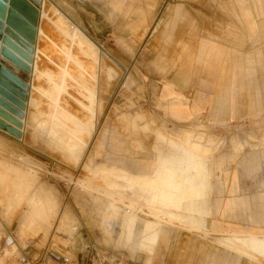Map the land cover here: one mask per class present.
<instances>
[{"label": "rangeland", "instance_id": "obj_1", "mask_svg": "<svg viewBox=\"0 0 264 264\" xmlns=\"http://www.w3.org/2000/svg\"><path fill=\"white\" fill-rule=\"evenodd\" d=\"M182 1H69L67 9L90 14L82 32L65 9L37 7L42 77L18 74L19 56L12 79L4 84L0 75V85L23 100L26 122L0 125V264H168L184 233L223 249L218 264L264 259V233L241 227L252 219L212 214L217 197L229 209L234 201L226 200L246 198L249 183L264 190L250 181V169L264 163V135L233 116L206 120L193 106L211 89L224 118L234 87L242 113L258 110L264 0H187L193 31L225 53L221 61L200 56L187 27L185 71L172 67L181 23L173 26L170 8ZM143 14L151 18L146 34ZM168 84L189 120L170 114L162 99Z\"/></svg>", "mask_w": 264, "mask_h": 264}, {"label": "crops", "instance_id": "obj_2", "mask_svg": "<svg viewBox=\"0 0 264 264\" xmlns=\"http://www.w3.org/2000/svg\"><path fill=\"white\" fill-rule=\"evenodd\" d=\"M41 3V8H43V2H48L51 5L55 6L59 11L62 9H65L66 12L68 11V16H70V19H72L73 25L76 27L78 26L79 30L82 29V27L88 26L91 27V19L90 14H85L80 16L79 12L77 13V10H80V6L78 5V8L75 9H67L64 5H67V2L74 3L75 1H78L79 3H82L83 0H39ZM54 3V4H52ZM66 3V4H65ZM182 5L178 6L177 8H170V11L174 12L173 17V26H175L176 22L178 23L179 20L181 23L177 35V44H174L172 46L173 48H176V45H178V63L174 62V65L172 67H180L183 71H185L186 66H188V60L191 54V44H188V41L184 40V35L186 33L187 27L190 29V32L193 33L194 36V42L196 43V50L200 56H206L207 60L210 61H221V58L224 56V51H222V47L217 45L213 42H207L201 40L199 37L198 31H193V23L191 20V14H189L188 10L191 9V6L189 5V2L187 0L182 1ZM111 8L116 11L120 10L121 6L117 1H113L110 4ZM248 10H250L249 7H246ZM83 10V9H82ZM260 15L259 17L264 16V7L261 6L259 8ZM57 14H59L58 11H56ZM60 15V14H59ZM251 16V14H248V17ZM253 19V18H252ZM250 19V20H252ZM252 25L251 29L256 30L258 28V25L255 23ZM142 25L144 27V33L146 34L148 30L150 29L151 25V18L147 16L146 14L142 15ZM81 31V30H80ZM82 32V31H81ZM170 38V37H168ZM180 42V43H179ZM179 43V44H178ZM190 43V42H189ZM171 45V44H170ZM188 56V57H187ZM187 57V59H186ZM172 70V69H171ZM164 89L167 90L166 95L164 96V93L162 94L163 101L169 102V112L174 117H177L179 120H189L191 117V110L187 108L182 100V96L178 93H176L174 90V86L172 84H168L164 87ZM163 89V92H164ZM201 91L200 99L197 105H193L196 108L199 109L201 115H205V119L209 121H220V120H228L229 117L233 116L238 121H247L245 123V126L248 127V129H251L253 131L254 135L257 137H260L261 135H264V89L262 92V99L259 101L258 104V110L253 113L252 116H247V114L242 113L240 110V103L238 98L236 99L235 94L239 92L238 90L235 91V88L232 87V99L229 100L228 104L230 107L232 106V112L229 111L228 115L223 118L218 113V109L224 105L223 102H218L216 97H213V92L206 91V95H203ZM227 103V102H226ZM196 104V103H195ZM192 106V107H193ZM223 115V116H224ZM222 118V119H221ZM248 123V124H247ZM251 170V180L253 181V187L263 184L264 185V163L261 165H255ZM260 174V175H259ZM263 175V177L261 176ZM256 189L251 188V185L249 183V193L246 198L241 197L240 199H233L234 196H232V199L226 200L227 204L230 201H234L231 204H228L229 209H226V206L223 204L220 205V197L215 199V213H212L217 218H223V217H232L234 219L236 218H247L252 219V221L248 222V227H243L242 230H247L249 232L257 231L264 233V190L263 191H255ZM224 196V194H222ZM223 198V197H221ZM246 206V207H245ZM239 208V209H236ZM212 215V216H213ZM240 223V222H238ZM168 264H201L205 262L206 260H212L215 259L217 264L219 261H222L224 259V251L223 249L219 248L218 246L212 247V243L203 241L201 239H197L193 235L182 234V236L177 237V239L174 242L173 247L171 248V251L168 252ZM224 264V263H222ZM246 264H264V259L260 261H254V262H247Z\"/></svg>", "mask_w": 264, "mask_h": 264}, {"label": "water", "instance_id": "obj_3", "mask_svg": "<svg viewBox=\"0 0 264 264\" xmlns=\"http://www.w3.org/2000/svg\"><path fill=\"white\" fill-rule=\"evenodd\" d=\"M40 5L36 0H0V54L13 62L19 56L22 61L15 63L26 72L33 61Z\"/></svg>", "mask_w": 264, "mask_h": 264}, {"label": "bare ground", "instance_id": "obj_4", "mask_svg": "<svg viewBox=\"0 0 264 264\" xmlns=\"http://www.w3.org/2000/svg\"><path fill=\"white\" fill-rule=\"evenodd\" d=\"M36 1L40 2L39 0H36ZM48 7H47V4L45 2H43V8L42 9L46 10V8H47L48 10H50ZM51 9H53V8L51 7ZM45 13L47 14L46 11H45ZM77 30H79V29L77 28ZM0 43H1V41H0ZM36 50L37 49L34 47V53L32 56L34 61H33V66L31 65L30 70L32 73H35V76H37V78L38 77L41 78L42 77V70H41V68L38 67V63L36 62V59H35ZM1 61L4 62V64H2V66H1L0 75L2 78V82L4 84H6V83H8V81H10L12 79V75L8 69H9V67H13V65H16V64H15V62L11 61L10 59H8L7 57H5L3 55H0V62ZM94 61L96 62L95 65H98L99 60H94ZM16 71L19 74L21 71H24V70L18 69ZM17 83H18V81H17ZM32 87H33L32 88L33 91L38 90V88H36V86H35V81H34V84L32 85ZM11 102H14L16 104V106L11 105ZM24 107H25V104H24L22 99L18 98L16 95H13L9 90L5 89L4 87H2L0 85V125H6V124H9V122L10 123L12 122L14 124H17L19 127L23 126V124L25 122L23 120L24 119L23 118ZM11 113H13V115ZM15 129H17V128H15ZM22 130H24V129H22ZM17 134H19V133L17 132ZM86 192H87V190H86Z\"/></svg>", "mask_w": 264, "mask_h": 264}, {"label": "built area", "instance_id": "obj_5", "mask_svg": "<svg viewBox=\"0 0 264 264\" xmlns=\"http://www.w3.org/2000/svg\"><path fill=\"white\" fill-rule=\"evenodd\" d=\"M75 230H76V229H75ZM75 230H74V231H75ZM84 246H85V249H86V250H90V249H93V248L95 249V248H96L94 245H90V244H89V245H88V244H85Z\"/></svg>", "mask_w": 264, "mask_h": 264}]
</instances>
